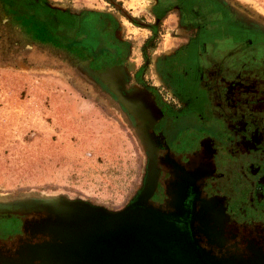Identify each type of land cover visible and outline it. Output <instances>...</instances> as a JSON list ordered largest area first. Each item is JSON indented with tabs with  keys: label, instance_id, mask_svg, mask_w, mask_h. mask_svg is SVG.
<instances>
[{
	"label": "rangeland",
	"instance_id": "374dc122",
	"mask_svg": "<svg viewBox=\"0 0 264 264\" xmlns=\"http://www.w3.org/2000/svg\"><path fill=\"white\" fill-rule=\"evenodd\" d=\"M204 1L208 12L222 13L214 28L227 24L231 34H248L261 41L262 52L248 57L260 56L264 65V0ZM148 4V0H0V215L17 216L15 223L7 222L5 227L18 229L15 264H77L69 255L70 243L59 234L58 220L47 217L50 212L115 213L140 200L163 212H178L191 183L197 191L192 229L206 254L228 264H264V245L260 247L254 238L244 239L257 235L258 220L238 223L241 234L231 227H225V234L222 225L216 227L219 220L227 221V213L233 216L203 191L202 184L213 178L207 157H196L198 163L193 164L166 154L169 178L160 201L151 199L148 186L154 187L159 171L155 150L149 145L155 140L150 131L154 122L148 127L147 121L143 131L129 109L130 98L147 96L144 80H154L155 87L174 95L169 85L157 82L150 66L145 69V60L159 50L146 49L149 30L134 29L128 18L153 20ZM84 7L109 13L118 24L115 34L124 42L122 67H117L122 84L105 80L115 76L114 66L96 68L79 49L82 38L77 23ZM167 24L165 30L160 27L157 47L170 41ZM179 35L185 47L190 35ZM215 37L214 33L199 36L207 41ZM245 59L235 61L227 76L231 70L236 73L242 62L247 64ZM261 63H249L260 77ZM262 132L261 137L248 133L259 145L254 148L247 142V161L259 158L264 163ZM243 173L245 203L264 213V174L259 176L253 166ZM4 221L0 219V229ZM6 253L11 257L0 244V254Z\"/></svg>",
	"mask_w": 264,
	"mask_h": 264
},
{
	"label": "flooded vegetation",
	"instance_id": "af4514ba",
	"mask_svg": "<svg viewBox=\"0 0 264 264\" xmlns=\"http://www.w3.org/2000/svg\"><path fill=\"white\" fill-rule=\"evenodd\" d=\"M202 1L148 0L153 20L150 18L145 23L144 19L128 17L142 26L140 28L150 30L146 49L155 50L157 34L161 33L160 27L165 30L164 26L167 23L172 31L170 36L181 38L179 34L184 32L190 35L188 44L181 47L170 61H165L167 65L161 68L163 74L159 75L160 82L165 86L169 85L174 96L168 94L164 87H155L154 80L142 82L147 94L145 100L155 110L152 117L154 118L157 112L160 114L150 128L154 136L152 139L155 140L149 145L155 150L157 167H159L158 180L156 179L152 189L151 199L157 202L163 196L165 181L169 178L166 171L167 163L164 160L166 154L174 160L189 161L193 164L198 163L194 160L196 157H207L204 160L211 163L213 178L202 184L203 191L208 196L215 197L213 201L217 202L215 205H219L221 209L224 206L227 209L225 212L229 211L233 216L229 217L227 213V221L219 220L216 227L222 225L225 234L229 227L234 228L237 234H241L242 229L238 223L250 222L254 218L260 222L257 235L251 234L245 237V234H242L241 237L257 239L262 247L264 223L261 218H264L262 217L264 213L248 208L245 203L244 198L248 195H246L247 185L243 184L245 179L243 172L248 166H253L254 170L259 172V176L264 174V163L259 158L247 161L245 154L247 142L255 146L254 148L259 145L258 141H253L248 133L254 131L256 137H261L264 131V90H262L264 87L260 83L264 82V68L260 77L258 71L249 65L250 62L261 63V57L255 58V54L262 52L263 48L260 40L257 41L248 34L242 37L231 34L230 26L227 24L216 25L217 27L214 28L215 22L222 19V13L215 10L208 12ZM98 18L99 15L95 12L82 11L78 15L77 28L80 31L79 37L82 38L79 49L84 53V59L89 60V64L96 68L111 66L117 60L116 63H121L119 58L122 54L118 55V53H122L124 42L108 44L106 35H109L110 31L101 28ZM83 28L85 33L82 32ZM211 33L216 35L212 41L199 38L200 34ZM71 38L75 39L76 36ZM225 54H229L231 58L227 60ZM248 56L255 57L250 59ZM241 57L246 58L247 64L242 62L236 73L231 70L227 76L228 69ZM173 59H175L174 63L171 62ZM145 61V69H147L150 59ZM220 66L222 70L218 69ZM192 83L195 84L193 87ZM175 97L179 99L180 104ZM199 131L202 134L198 133ZM188 186L194 190L195 198L197 191L194 185L191 183ZM146 204L152 206L149 205L150 203ZM154 208L162 211L159 206ZM2 218L5 219V223H3L4 229H0V234L5 233L4 238H8L9 242L6 243L3 236H0V244L8 248L12 255L7 257V253L0 254V264H6L8 261L15 264L17 259L15 236L18 229L14 227L6 231L5 227L8 223L11 225L12 222L15 223L14 219L17 216L0 215V219ZM194 238L198 241L195 235ZM198 243L200 244L199 241ZM201 247L205 251L204 246Z\"/></svg>",
	"mask_w": 264,
	"mask_h": 264
},
{
	"label": "water",
	"instance_id": "95a60500",
	"mask_svg": "<svg viewBox=\"0 0 264 264\" xmlns=\"http://www.w3.org/2000/svg\"><path fill=\"white\" fill-rule=\"evenodd\" d=\"M113 68L115 76L105 80L122 84L121 72ZM131 98L129 109L147 131L155 110L144 96ZM152 188L149 184L148 190ZM193 198L188 186L178 212H163L140 200L115 213L50 212L47 217L58 220L59 234L70 243L69 255L77 264H228L208 256L194 238Z\"/></svg>",
	"mask_w": 264,
	"mask_h": 264
},
{
	"label": "crops",
	"instance_id": "0c3cea01",
	"mask_svg": "<svg viewBox=\"0 0 264 264\" xmlns=\"http://www.w3.org/2000/svg\"><path fill=\"white\" fill-rule=\"evenodd\" d=\"M84 12H95L99 15L98 18V24L101 26L102 29H105L106 31H110L109 35L107 36V42H109L108 44H120L122 43V37L120 36V40L117 39L116 37V28H117V23L114 20V17H112V15H110L109 13H105V12H99L96 10H92V9H88L86 7L82 8ZM134 29H147V28H140L142 26H139L137 22L131 21ZM149 30V29H147ZM150 32V30H149ZM149 37V36H148ZM147 37V38H148ZM125 40V39H124ZM182 47V43L180 41V38H174L172 37V35L170 36V41L168 44H165L161 47V45H159L158 47L156 46L155 50H158V52H155V56H153L152 58H150V63L149 66L151 68V73L154 74L153 77H156L157 82H160V78L159 75L161 76V68H164L167 63L165 62L170 61V59H172L173 57H175L176 52ZM123 56V52H119L118 55ZM117 55V56H118ZM121 56V58H122ZM173 61H175V59L171 60L172 63H174ZM118 62L115 61V64L111 65L114 67H122V63H116ZM163 74V73H162ZM155 82V81H154ZM139 94V92H138ZM147 95V94H146ZM146 97V96H144Z\"/></svg>",
	"mask_w": 264,
	"mask_h": 264
}]
</instances>
